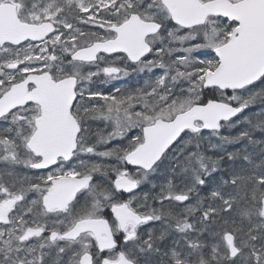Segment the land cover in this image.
<instances>
[{"label": "snow or ice", "instance_id": "1", "mask_svg": "<svg viewBox=\"0 0 264 264\" xmlns=\"http://www.w3.org/2000/svg\"><path fill=\"white\" fill-rule=\"evenodd\" d=\"M0 264H264V0H0Z\"/></svg>", "mask_w": 264, "mask_h": 264}]
</instances>
